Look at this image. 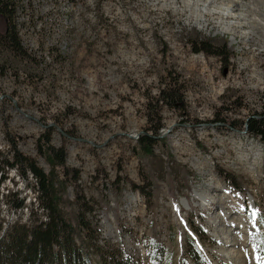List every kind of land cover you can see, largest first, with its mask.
<instances>
[{
	"label": "rangeland",
	"instance_id": "374dc122",
	"mask_svg": "<svg viewBox=\"0 0 264 264\" xmlns=\"http://www.w3.org/2000/svg\"><path fill=\"white\" fill-rule=\"evenodd\" d=\"M237 1L261 33L249 35L237 18L223 27L218 14L197 22L202 13L191 0H109L104 32L89 36L102 45L79 48L67 61L25 50L14 57L0 45V219L25 222L34 210L46 220L34 180L5 162L29 158L48 175L38 153L48 134L66 158L55 170L59 179L67 173L61 208L72 223L76 197L91 210V238H75L86 264H100L105 249L132 264H234L239 249L246 264H261L264 141L246 132V122H264V0ZM7 26L0 16V35ZM199 39L226 44L227 52L194 53ZM167 83L182 94L173 109L155 104ZM149 109L163 128L152 155H143L137 141ZM16 192L25 200L20 215L7 202ZM231 214L236 223L224 226ZM234 242L243 246L229 247Z\"/></svg>",
	"mask_w": 264,
	"mask_h": 264
},
{
	"label": "trees",
	"instance_id": "16d2710c",
	"mask_svg": "<svg viewBox=\"0 0 264 264\" xmlns=\"http://www.w3.org/2000/svg\"><path fill=\"white\" fill-rule=\"evenodd\" d=\"M13 1L0 0V16L8 22L5 34L0 35V45L17 57L26 55V50L20 45L21 42L15 33ZM193 45L194 53L204 52L206 55L221 57V51L227 52L226 44L212 46L208 40L199 39ZM3 63L5 62L2 61ZM172 85L167 83L159 90L158 97L155 99L156 105L161 103L173 109L182 103V94ZM147 113L149 126L145 133L139 136L137 148L138 154L152 155L153 147L157 143V137L163 125L158 111L149 109ZM246 132L264 141L263 120L249 118L246 122ZM42 138L45 139V147L38 144V153L50 166L48 175L29 158H11L10 162H5V166L21 172L24 180L31 176L35 182L33 191L36 193L37 208L42 209L46 214V220L42 221L37 218L34 210L29 212L25 222L21 219L7 222L0 219V264H86L88 258L83 256L75 238L80 243H83L84 237L91 238L92 228L87 221V215L91 213V210L86 203H81L79 197H76L77 209L74 214H70L74 217V223L67 217L61 208V203L65 204L63 194L67 185V173H63L62 179H59L55 173L56 168H65V153L63 149H55L49 145L48 134ZM38 141L40 142L41 139ZM4 179L5 175L0 170V184ZM77 179L78 176H75L74 180ZM136 191H139V188H136ZM7 202L10 211L17 215H20L26 207L24 198L19 197L17 192L10 195ZM196 255L197 252L191 253V257H196ZM99 259L100 264H132L131 257L115 255L109 249H105L104 253L99 255Z\"/></svg>",
	"mask_w": 264,
	"mask_h": 264
},
{
	"label": "bare ground",
	"instance_id": "6f19581e",
	"mask_svg": "<svg viewBox=\"0 0 264 264\" xmlns=\"http://www.w3.org/2000/svg\"><path fill=\"white\" fill-rule=\"evenodd\" d=\"M77 1L81 0L13 1L14 27L18 33L21 45L28 55L36 59H39L43 55L46 58L57 57L67 61L69 60L70 53H73V51L79 48L93 46L96 42L98 43L97 45H102L98 39H95L93 44V40L91 41L89 36L95 34L96 29L98 32H104L105 19L108 18H106V7L110 4L109 0H84L83 6H78V11ZM191 2L188 6L194 12L200 9L202 13L196 19L197 22L203 20V15L218 14L223 27L227 26L229 28L230 26L226 25L227 21L237 18L241 20L240 27L249 24V35L253 31L256 33L262 32L256 31L258 28L254 25L255 23L253 24V19H250L249 16L242 12L241 7L238 5L239 1L237 0H193V4ZM195 2H197L196 5ZM199 6L202 8H199ZM250 7L254 10L256 8L255 5H251ZM260 25L264 29V20H262ZM262 40L264 41V38ZM239 160L245 161L241 158ZM194 165L199 168L201 161L195 160ZM212 188L216 189L217 187ZM195 195L196 198L205 202L207 201L204 196L200 194ZM226 203L222 199L218 201V204L223 205L225 210H227L225 214L228 215L232 208ZM228 218V222L224 223V226H230L236 223L232 214ZM231 246L239 248L243 245L234 242L229 247ZM238 250L234 256L231 254L233 256L232 259H236L234 264H246V260L240 256L241 254ZM258 261L261 262L260 260ZM256 264L258 263L256 262Z\"/></svg>",
	"mask_w": 264,
	"mask_h": 264
},
{
	"label": "snow or ice",
	"instance_id": "6c2138e0",
	"mask_svg": "<svg viewBox=\"0 0 264 264\" xmlns=\"http://www.w3.org/2000/svg\"><path fill=\"white\" fill-rule=\"evenodd\" d=\"M251 215H252L253 218H255L257 213L253 212ZM262 251H264V249H262ZM257 259L261 261V264H264V255L257 257Z\"/></svg>",
	"mask_w": 264,
	"mask_h": 264
},
{
	"label": "built area",
	"instance_id": "2783aa9c",
	"mask_svg": "<svg viewBox=\"0 0 264 264\" xmlns=\"http://www.w3.org/2000/svg\"><path fill=\"white\" fill-rule=\"evenodd\" d=\"M83 1L84 0H81V1H77V11H78V6H83ZM13 24V23H12ZM16 33V35H17V37H18V33L17 32H15ZM20 45H21V43H20Z\"/></svg>",
	"mask_w": 264,
	"mask_h": 264
}]
</instances>
